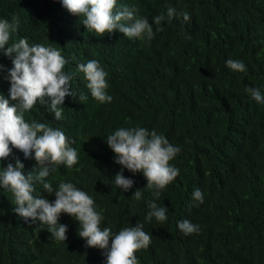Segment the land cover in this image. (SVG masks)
<instances>
[{"label":"trees","instance_id":"1","mask_svg":"<svg viewBox=\"0 0 264 264\" xmlns=\"http://www.w3.org/2000/svg\"><path fill=\"white\" fill-rule=\"evenodd\" d=\"M134 3L151 23L169 7L190 19L165 21L151 42L129 45L121 74L108 80L111 103L93 97L83 103L70 136L80 160L63 180L92 194L104 217L101 229L118 233L143 224L151 243L135 253L138 264H264V104L246 91L264 95V0ZM228 59L242 61L245 71L229 69ZM134 125L154 128L181 149L169 162L179 175L158 198L145 188L142 172L123 169L134 181L127 192L114 182L122 166L105 139ZM189 177L219 179L217 207L187 204L181 184ZM136 190L142 199L132 197ZM45 198L55 200L54 194ZM152 201L167 208L165 222H146ZM183 220L199 233L183 234L177 225ZM58 222L68 228L65 242L46 225H14L1 216L9 236L0 244V264H106L104 250L87 247L78 235V221L62 213Z\"/></svg>","mask_w":264,"mask_h":264},{"label":"clouds","instance_id":"2","mask_svg":"<svg viewBox=\"0 0 264 264\" xmlns=\"http://www.w3.org/2000/svg\"><path fill=\"white\" fill-rule=\"evenodd\" d=\"M137 11L134 0H0V218L14 225H46L56 241L65 242L68 228L58 221L67 214L79 222L78 235L87 247L104 250L106 264H138L135 253L149 247L151 236L139 223L118 233L101 229L104 217L92 194L63 180L80 160L70 136L87 99L111 103L108 80L121 74L129 45L151 42L165 21L190 19L169 7L151 23ZM225 63L232 71H245L242 61ZM246 91L264 104L259 89ZM105 141L122 166L114 182L123 192L134 185L123 169L142 172L145 188L156 198L179 175L169 162L181 149L154 128L121 127ZM218 180L186 178L181 186L187 204L217 207ZM47 193L55 200L49 202ZM132 197L142 199V191ZM148 208L146 222L168 219L166 207L152 201ZM177 225L185 235L200 231L188 220ZM8 236V228L0 227V244Z\"/></svg>","mask_w":264,"mask_h":264}]
</instances>
